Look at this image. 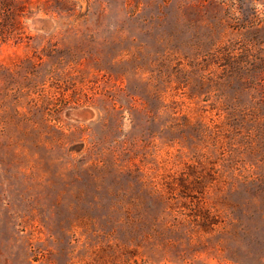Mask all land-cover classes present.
Listing matches in <instances>:
<instances>
[{"label": "rangeland", "instance_id": "374dc122", "mask_svg": "<svg viewBox=\"0 0 264 264\" xmlns=\"http://www.w3.org/2000/svg\"><path fill=\"white\" fill-rule=\"evenodd\" d=\"M0 264H264V0H0Z\"/></svg>", "mask_w": 264, "mask_h": 264}]
</instances>
